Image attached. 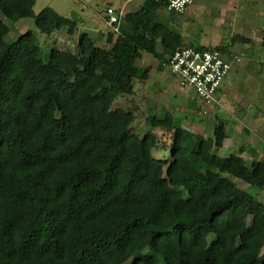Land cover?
I'll return each instance as SVG.
<instances>
[{
	"label": "trees",
	"instance_id": "16d2710c",
	"mask_svg": "<svg viewBox=\"0 0 264 264\" xmlns=\"http://www.w3.org/2000/svg\"><path fill=\"white\" fill-rule=\"evenodd\" d=\"M35 2L0 0V264H264V204L234 181L264 191V159L219 157L220 120L203 137L155 110L143 129L136 107L117 106L149 79L144 53L162 70L179 49L227 47L185 45L153 0L119 17L106 47L81 33L73 52L43 53L31 30L5 43L23 19L76 34Z\"/></svg>",
	"mask_w": 264,
	"mask_h": 264
},
{
	"label": "rangeland",
	"instance_id": "374dc122",
	"mask_svg": "<svg viewBox=\"0 0 264 264\" xmlns=\"http://www.w3.org/2000/svg\"><path fill=\"white\" fill-rule=\"evenodd\" d=\"M117 1L115 6H119L120 2L124 0H36L33 7L34 14H38L45 7H50L58 15L72 19L77 24V31L73 37L66 35V30L54 34L47 38L34 27L33 19H23L10 26V31L4 38V42L11 44L22 36L27 30L33 31L36 40L43 51L48 53L54 45L62 50L70 49L72 52L77 44L78 37L81 33H88L87 30H104L102 19L100 15L106 8L108 3ZM87 4V10H83V5ZM243 4V3H242ZM220 11L212 5H197L196 14L189 18V23H185L182 27H175V31L180 33L184 37L185 45L197 46V44L205 46H230V39L233 34L238 33V29L228 27L213 26V19ZM246 12H241L240 15ZM260 35L258 37L257 46L255 51L250 49L249 44H237L232 48V52H236L235 57L233 55L225 53V57L231 63V70L224 80V89L227 92L233 91V88L238 84L234 95L230 96V107L234 109L233 115L236 117H242L240 113L236 111L242 109L244 111V117L247 114L251 115L253 107L262 105L264 109V52L261 47L264 44V20L260 19ZM91 35V33H88ZM244 36L252 38L251 33ZM254 39V37H253ZM96 46H100V42L96 43ZM234 57V59L232 58ZM156 60V59H155ZM148 54H143V57L137 61V67L144 68L151 62V75L145 83L134 82L133 98H119L117 106L132 109L136 107L138 113V120H136L135 127H143L145 129V116L150 115L155 110L162 113L163 111H170L175 116L180 118V123L187 131L191 133H198L203 137H211L215 116L225 118L228 116V112L222 107V111H218L217 96L214 97V102L210 105L202 104L199 101L194 100L195 94L189 88L183 87L180 82L170 75L167 68L159 70L158 61H155ZM251 78V79H250ZM244 81V82H243ZM243 83V85H242ZM232 89V90H231ZM262 103V104H261ZM251 105L253 106L252 108ZM223 106V105H221ZM144 111V112H142ZM143 113V114H142ZM143 117V118H142ZM249 117L244 123L245 126L249 124ZM237 148V147H236ZM235 149V148H234ZM238 151V149H237ZM240 153V152H239ZM216 154L219 157L226 156L225 154ZM231 154H238V152L231 151ZM247 158V156H246ZM249 160L246 164L249 166ZM236 185L251 193L257 200L264 204V191L255 190L248 187L241 181L234 180Z\"/></svg>",
	"mask_w": 264,
	"mask_h": 264
},
{
	"label": "crops",
	"instance_id": "0c3cea01",
	"mask_svg": "<svg viewBox=\"0 0 264 264\" xmlns=\"http://www.w3.org/2000/svg\"><path fill=\"white\" fill-rule=\"evenodd\" d=\"M80 1L83 2L84 0H80ZM143 2L144 0H124L123 2L119 3V6H115V4L118 2L113 1L111 3H108L106 5V8L114 9L118 17H123L127 13L136 12L141 7ZM199 4H202V5L209 4L220 11L217 14V16L212 20L213 26H217L220 29L221 27H225L227 25L228 27L233 28L235 30L238 29L239 32L236 34H233L232 37L234 35H238V36L248 38L250 40V43H249L250 49L252 51H255L258 48L257 42H258V37L260 35L259 25L261 24V22L259 21L260 19L264 20V0H194L192 6H190L183 15H176L173 18H167L163 16L165 24L169 28L175 30L174 29L175 27H182L183 25H185V23L186 24L189 23L188 21L189 18L187 17H192L193 15L196 14L197 5ZM87 7H88L87 4H84L83 10L86 11ZM105 9L102 11L103 13L100 15V18L102 19L103 26H104L103 28L105 31L103 32V30H92V31L87 30L88 33H91V35H89L88 33L87 34L91 37V39L95 42V44L97 42H100L101 47H106V44H105L106 35L111 31L110 27L106 23V18L104 15ZM240 11L246 12V13H243L242 15H240ZM161 13L164 14L161 11L158 12V14H161ZM242 33H245L246 35L248 33H251L252 38L248 36H244ZM235 45L237 44H231V39H230V46H228L227 50L230 51L228 54L233 55L234 57L236 55V52H232L231 50L232 48H234ZM195 47H216V46H205V45L197 44V46ZM156 50L158 53H162V47L160 45L157 46ZM261 50L264 52V44L261 47ZM144 54H147V53H144ZM148 55L152 57L150 54ZM233 56L232 58L234 59ZM235 59H237V57H235ZM262 65H264V63ZM150 66H151V62L146 67H150ZM224 80L217 94L215 95L217 96V102L215 101L213 104L215 103L218 104L219 112L222 109V107L225 111L228 112V116L225 117L224 119L219 116L218 117L215 116L216 121L220 120L224 124L226 139L224 140L222 147L217 149L216 152L220 154L229 153L226 156H222V158L228 157L229 155H231V151H235V152H238V154L245 160V162L247 161V159L249 160L250 163L253 160L261 161L264 159V109L263 107H261L262 105L261 106L257 105L258 107H255V106L253 107L251 105L250 108L253 107V111L251 115L247 114V117H244V114H245L244 111H242V109H239V111H236L235 114L239 112L240 115H242V117L240 116L239 118L238 114L235 117L233 115L234 109H231L229 100H230V96L234 95L237 87L240 86L241 84L239 85L237 84L233 88V91L229 93L227 92L226 89L223 88ZM261 80L263 82L264 78ZM195 100L199 101L196 97H195ZM248 117L250 119L249 124H247L248 126H245L244 123L246 122V119Z\"/></svg>",
	"mask_w": 264,
	"mask_h": 264
},
{
	"label": "built area",
	"instance_id": "2783aa9c",
	"mask_svg": "<svg viewBox=\"0 0 264 264\" xmlns=\"http://www.w3.org/2000/svg\"><path fill=\"white\" fill-rule=\"evenodd\" d=\"M165 3L167 9L176 15H183L192 6L194 0H153ZM106 23L111 32L119 34V17L112 8L105 9ZM231 63L225 54L219 51H200L194 48H182L169 58L166 68L183 87L189 88L195 97L205 105L214 102L223 80L231 70Z\"/></svg>",
	"mask_w": 264,
	"mask_h": 264
}]
</instances>
